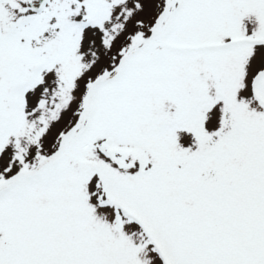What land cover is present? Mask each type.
<instances>
[{"label": "snow or ice", "instance_id": "obj_1", "mask_svg": "<svg viewBox=\"0 0 264 264\" xmlns=\"http://www.w3.org/2000/svg\"><path fill=\"white\" fill-rule=\"evenodd\" d=\"M0 264H264V0H0Z\"/></svg>", "mask_w": 264, "mask_h": 264}]
</instances>
